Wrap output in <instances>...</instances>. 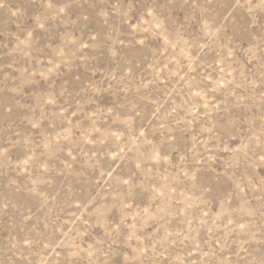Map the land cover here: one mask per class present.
Returning a JSON list of instances; mask_svg holds the SVG:
<instances>
[{
	"label": "rangeland",
	"instance_id": "rangeland-1",
	"mask_svg": "<svg viewBox=\"0 0 264 264\" xmlns=\"http://www.w3.org/2000/svg\"><path fill=\"white\" fill-rule=\"evenodd\" d=\"M0 264H264V0H0Z\"/></svg>",
	"mask_w": 264,
	"mask_h": 264
}]
</instances>
